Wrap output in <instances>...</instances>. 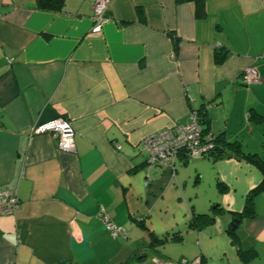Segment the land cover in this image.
<instances>
[{
	"label": "crops",
	"instance_id": "1",
	"mask_svg": "<svg viewBox=\"0 0 264 264\" xmlns=\"http://www.w3.org/2000/svg\"><path fill=\"white\" fill-rule=\"evenodd\" d=\"M96 1L53 13L0 0V190L19 202L0 215V264H243L238 248L264 264V192L252 218L234 216L260 168L178 155L171 170L139 147L198 111L219 144L264 158V0H206L201 17L191 2L106 0L94 32ZM249 67L260 84H243ZM58 117L71 123L73 153L31 134ZM101 210L124 237L110 236ZM193 214L213 223L191 229ZM164 238L157 257L148 246Z\"/></svg>",
	"mask_w": 264,
	"mask_h": 264
},
{
	"label": "built area",
	"instance_id": "2",
	"mask_svg": "<svg viewBox=\"0 0 264 264\" xmlns=\"http://www.w3.org/2000/svg\"><path fill=\"white\" fill-rule=\"evenodd\" d=\"M107 9L106 0L95 2L92 31L98 32L102 23L107 20L105 16ZM241 79L246 86L261 83L256 70L252 67L246 68L242 72ZM46 133L54 136L58 150L66 153L75 151L74 131L68 119L58 117L31 129V134ZM139 147L146 154V160L149 164L164 166L172 170L178 155H184L188 158L205 157L211 152L213 143L210 134H204L198 115L194 111L187 123L175 124L170 128L155 132L143 138ZM18 208L19 202L15 191L0 190V215H12ZM101 218L106 231L112 238L125 236L124 229L115 226L103 210H101Z\"/></svg>",
	"mask_w": 264,
	"mask_h": 264
},
{
	"label": "trees",
	"instance_id": "3",
	"mask_svg": "<svg viewBox=\"0 0 264 264\" xmlns=\"http://www.w3.org/2000/svg\"><path fill=\"white\" fill-rule=\"evenodd\" d=\"M175 1L176 3H183V2L194 3L196 8V16L201 17L204 15L203 7L206 0H175ZM63 2L64 0H35L37 9L47 12H53V13H57L62 10ZM215 61L217 63H221L223 61V57L220 56L218 57V55H216ZM195 112L198 115L200 124L203 125L204 120L200 118L201 113L198 111ZM203 132L204 134H209L207 133V128L206 129L203 128ZM211 142L213 143V148L207 156L210 157L213 161H218L224 158H231V157L237 159L242 158L247 162L256 165L258 168H260L262 173H264V158H261L259 155L239 154L237 145L233 143V144H227L226 146H222L221 144H219L220 143L219 139L218 138L214 139L212 136H211ZM225 147L231 149L235 154L228 153L225 150ZM219 186H220V191H223L224 187L221 186V184H219ZM262 192H264V178H262L260 184L247 195L245 206L242 213L234 215L237 220L240 221L243 218H252L254 216L253 198ZM212 223H213V217H211L208 214H193L191 219L188 221V227L195 230H202L205 227L211 225ZM228 235L231 237L232 242L236 244L237 238L235 233L232 230L228 229ZM165 239L166 238L161 240H153L148 246V248L153 251H156L155 248L165 243ZM237 254H238V258L243 264H250V262L256 257V253L254 250H241L240 248H238Z\"/></svg>",
	"mask_w": 264,
	"mask_h": 264
},
{
	"label": "water",
	"instance_id": "4",
	"mask_svg": "<svg viewBox=\"0 0 264 264\" xmlns=\"http://www.w3.org/2000/svg\"><path fill=\"white\" fill-rule=\"evenodd\" d=\"M239 222L237 220H233V222L230 224L231 230H235L238 226Z\"/></svg>",
	"mask_w": 264,
	"mask_h": 264
},
{
	"label": "rangeland",
	"instance_id": "5",
	"mask_svg": "<svg viewBox=\"0 0 264 264\" xmlns=\"http://www.w3.org/2000/svg\"><path fill=\"white\" fill-rule=\"evenodd\" d=\"M158 247H159V249H157V247L155 248V250L157 249V253H158V254H156L157 257H158V256H161V254H162L163 251H164L162 245H159ZM160 247H161V248H160ZM161 249H162V250H161ZM161 252H162V253H161ZM193 264H195V263H193Z\"/></svg>",
	"mask_w": 264,
	"mask_h": 264
}]
</instances>
